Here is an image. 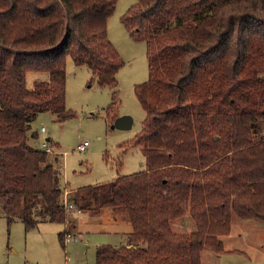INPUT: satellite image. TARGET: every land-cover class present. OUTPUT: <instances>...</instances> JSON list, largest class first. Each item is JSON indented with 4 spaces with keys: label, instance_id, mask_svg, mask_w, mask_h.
I'll use <instances>...</instances> for the list:
<instances>
[{
    "label": "trees",
    "instance_id": "16d2710c",
    "mask_svg": "<svg viewBox=\"0 0 264 264\" xmlns=\"http://www.w3.org/2000/svg\"><path fill=\"white\" fill-rule=\"evenodd\" d=\"M116 4L0 0V213L9 226L67 221L62 154L51 138L48 151L29 136L41 112L74 116L68 56L100 85L118 84L124 60L108 35ZM121 21L147 43L149 77L135 88L146 117L124 144L141 147L147 168L69 198L81 209L125 207L133 225L125 245L97 247L96 264H204L205 248L226 251L235 216L264 222V0H138ZM30 71L48 77L29 88ZM117 104L113 91L107 113ZM185 217L190 229L177 230Z\"/></svg>",
    "mask_w": 264,
    "mask_h": 264
},
{
    "label": "rangeland",
    "instance_id": "374dc122",
    "mask_svg": "<svg viewBox=\"0 0 264 264\" xmlns=\"http://www.w3.org/2000/svg\"><path fill=\"white\" fill-rule=\"evenodd\" d=\"M76 1L83 8L84 0ZM137 1L117 0L108 18L109 39L124 60L117 73L118 84L114 87L100 85L87 65H77L68 56L66 103L74 116L59 122L54 113L44 111L33 122L31 133L37 132L38 137L30 133L29 143L35 148H44L43 142L52 139L53 149L63 158L64 190H72L71 194L80 186L110 182L118 175L147 168L141 147L124 145L135 138L146 117L135 88L149 77L147 43L133 39L121 21L123 14ZM47 77L46 72L30 71L27 85L32 88L36 79ZM113 91L117 92L118 104L108 114ZM123 114L133 117L132 127H113L114 115ZM42 126L47 131L42 132ZM85 141V149L79 148ZM120 209L126 210L125 207L101 213L86 208L81 213L70 210L66 222H41L29 232L20 218L9 226L6 218L0 216V264H96L99 245L127 243L124 232L128 227L133 229V225L127 213L123 219ZM184 219L185 227L175 225L177 230L190 229V218ZM65 230L73 234L71 240H67L66 235L64 240L60 239L59 233ZM223 239L226 251L218 254L205 248L204 264H264V222L235 216L231 232Z\"/></svg>",
    "mask_w": 264,
    "mask_h": 264
},
{
    "label": "built area",
    "instance_id": "2783aa9c",
    "mask_svg": "<svg viewBox=\"0 0 264 264\" xmlns=\"http://www.w3.org/2000/svg\"><path fill=\"white\" fill-rule=\"evenodd\" d=\"M46 130H47V129H46L45 126H42V127H41V131H42V132H45ZM86 145H87V141H85L83 144H80V145H79V148H81V149H85ZM43 147H44L46 150H48V151L51 149V148H50V145H49V143H48L47 140L43 142ZM69 194H70V191H69V190H64V191H63L64 199H65V202H66V209H67L68 211H70V210H76L77 212H81L82 209L79 208V207H77V205H76L73 201L70 200V198H69ZM73 237H74V236H73V234H72L71 232H67V233H66V239H67V240H71Z\"/></svg>",
    "mask_w": 264,
    "mask_h": 264
},
{
    "label": "water",
    "instance_id": "95a60500",
    "mask_svg": "<svg viewBox=\"0 0 264 264\" xmlns=\"http://www.w3.org/2000/svg\"><path fill=\"white\" fill-rule=\"evenodd\" d=\"M133 124V117L128 114L119 115L115 118L113 127L116 128H131Z\"/></svg>",
    "mask_w": 264,
    "mask_h": 264
},
{
    "label": "crops",
    "instance_id": "0c3cea01",
    "mask_svg": "<svg viewBox=\"0 0 264 264\" xmlns=\"http://www.w3.org/2000/svg\"><path fill=\"white\" fill-rule=\"evenodd\" d=\"M46 131H47V130H46ZM105 210L108 212L109 209H103V210H101V211H94V210H91V211H92V212H98V213H101V212H104ZM82 211H84V210L82 209ZM82 211H81V212H82ZM110 211H118V208H116V209H111ZM119 211H120V213H121V216H123V219H126L127 216H126L125 213H127V211H126L125 209H124V210H123V209H120ZM81 212H78V213H81ZM127 215H128V214H127ZM0 216L3 217V218L5 217L3 214H0ZM188 223H189L188 225H190V227H191L190 222H188ZM39 224H40V223H39ZM39 224H38V225H39ZM37 227H38V226H37ZM126 228H127V227H126ZM125 230H127V231H125L124 233L127 235L129 232L132 231V227H128V229H125Z\"/></svg>",
    "mask_w": 264,
    "mask_h": 264
}]
</instances>
